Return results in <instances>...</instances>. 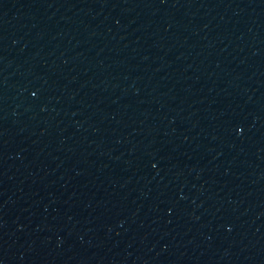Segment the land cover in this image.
I'll return each instance as SVG.
<instances>
[{
	"label": "water",
	"instance_id": "95a60500",
	"mask_svg": "<svg viewBox=\"0 0 264 264\" xmlns=\"http://www.w3.org/2000/svg\"><path fill=\"white\" fill-rule=\"evenodd\" d=\"M0 264H264V0H0Z\"/></svg>",
	"mask_w": 264,
	"mask_h": 264
}]
</instances>
